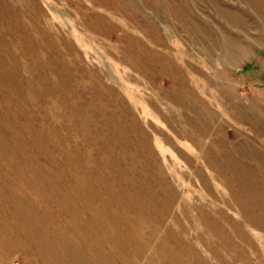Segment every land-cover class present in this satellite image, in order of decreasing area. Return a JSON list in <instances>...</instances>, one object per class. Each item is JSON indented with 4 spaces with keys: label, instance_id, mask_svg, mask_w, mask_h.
Masks as SVG:
<instances>
[{
    "label": "rangeland",
    "instance_id": "1",
    "mask_svg": "<svg viewBox=\"0 0 264 264\" xmlns=\"http://www.w3.org/2000/svg\"><path fill=\"white\" fill-rule=\"evenodd\" d=\"M0 264H264V0H0Z\"/></svg>",
    "mask_w": 264,
    "mask_h": 264
}]
</instances>
